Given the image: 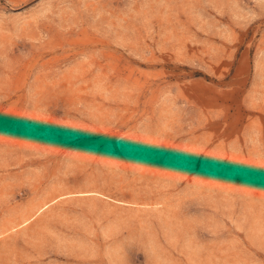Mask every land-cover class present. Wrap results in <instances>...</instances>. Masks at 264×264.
I'll use <instances>...</instances> for the list:
<instances>
[{
  "label": "rangeland",
  "instance_id": "rangeland-1",
  "mask_svg": "<svg viewBox=\"0 0 264 264\" xmlns=\"http://www.w3.org/2000/svg\"><path fill=\"white\" fill-rule=\"evenodd\" d=\"M0 264H264V0H0Z\"/></svg>",
  "mask_w": 264,
  "mask_h": 264
},
{
  "label": "bare ground",
  "instance_id": "bare-ground-1",
  "mask_svg": "<svg viewBox=\"0 0 264 264\" xmlns=\"http://www.w3.org/2000/svg\"><path fill=\"white\" fill-rule=\"evenodd\" d=\"M46 207V204L44 203L39 209ZM26 220V219H25ZM23 222V221H22ZM23 224V223H22ZM26 224V223H25ZM17 227V226H16ZM9 230V229H8Z\"/></svg>",
  "mask_w": 264,
  "mask_h": 264
}]
</instances>
